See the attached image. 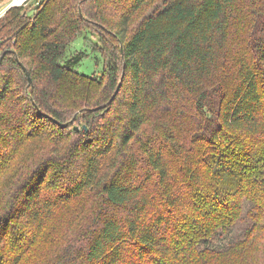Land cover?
<instances>
[{
	"label": "trees",
	"instance_id": "trees-1",
	"mask_svg": "<svg viewBox=\"0 0 264 264\" xmlns=\"http://www.w3.org/2000/svg\"><path fill=\"white\" fill-rule=\"evenodd\" d=\"M91 1L0 18V264L87 194L88 239L60 264H264V0H169L137 26L150 0ZM83 30L101 75L67 57Z\"/></svg>",
	"mask_w": 264,
	"mask_h": 264
},
{
	"label": "rangeland",
	"instance_id": "rangeland-1",
	"mask_svg": "<svg viewBox=\"0 0 264 264\" xmlns=\"http://www.w3.org/2000/svg\"><path fill=\"white\" fill-rule=\"evenodd\" d=\"M45 0H0V18L5 15V13L14 5L24 4L30 14L34 13L39 7V5ZM83 0H78V4ZM91 1V0H90ZM96 0H92L85 4L86 6H94ZM118 0H107V9L112 11L115 9ZM169 0H150L144 8H142L134 18L133 24L137 26L141 19L147 16L154 10L160 8ZM92 26H94L92 24ZM91 30H83L77 35V37L69 44L67 47V57L72 55H81L82 58L76 62L75 67L77 70L85 75H101L105 68V58L98 50H93L89 41L86 39H94L91 34ZM96 39V38H95ZM99 49V47H97ZM74 85L73 82H64L60 85L59 89H64L65 96L67 97L69 89ZM69 97V96H68ZM31 116L34 117L33 112ZM71 117H67L65 120H70ZM80 123L77 121L75 125L70 127V130L76 126L78 129ZM64 138V143L59 144V148L62 150L66 145L67 148L73 142L70 136H61L60 139ZM87 137L83 134L79 140L74 142L83 143ZM72 140V141H71ZM45 147L52 145V142L48 141ZM37 148H34V153H37ZM63 151V150H62ZM72 163V157L69 160ZM61 164H64V160H61ZM61 164L55 163L53 167V172L48 174L46 181L50 183L52 180L54 183H59L62 179H67L68 176L64 178L57 177V174L64 173V169ZM30 167V166H29ZM57 173V174H54ZM99 202L94 194H87L80 198L79 200L72 202L70 204H64L60 206L54 213L52 219L46 224L43 232L38 236L35 245L25 254L20 264H60L61 257L66 253L65 251L68 247H79L85 244L88 239V229H89V219L93 215L96 205ZM25 229V228H24ZM13 241V239H10ZM67 248V249H66ZM257 249H251L248 252L257 251ZM264 243L261 246V251L259 255L264 254ZM190 258V255H186ZM185 256L180 258V264H186Z\"/></svg>",
	"mask_w": 264,
	"mask_h": 264
},
{
	"label": "water",
	"instance_id": "water-1",
	"mask_svg": "<svg viewBox=\"0 0 264 264\" xmlns=\"http://www.w3.org/2000/svg\"><path fill=\"white\" fill-rule=\"evenodd\" d=\"M24 1H26V0H24ZM2 60H3V56L0 58V65H1ZM22 66H23V69L26 71V74L28 75L29 82L31 83V82H32V77L30 76L29 71L27 70V68H26V66H25L24 64H22ZM120 85H121V82L119 83V85H118V87H117V89H116V92L114 93L112 99L115 97V95H116L117 92L119 91V87H120ZM112 99H111V100H112ZM110 102H111V101H110ZM99 108H100V107H97L96 109H99ZM59 123H60L63 127L68 126V123H62V122H59ZM76 128H77V127H76ZM84 128L86 129L87 127L84 126Z\"/></svg>",
	"mask_w": 264,
	"mask_h": 264
}]
</instances>
